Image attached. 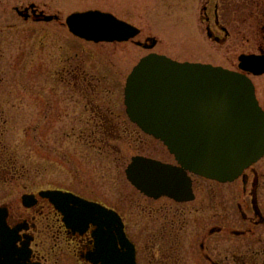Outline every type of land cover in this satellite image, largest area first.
I'll use <instances>...</instances> for the list:
<instances>
[{"label": "rangeland", "instance_id": "374dc122", "mask_svg": "<svg viewBox=\"0 0 264 264\" xmlns=\"http://www.w3.org/2000/svg\"><path fill=\"white\" fill-rule=\"evenodd\" d=\"M204 3L0 0V171L4 170L0 173V205L10 190L19 196L48 189L101 203L122 216L139 249L140 264H150L162 244V207L172 205L189 212L198 203L150 201L128 182L126 170L135 156L170 164L175 160L164 145L130 123L124 105L126 78L151 53L178 62L232 68L242 53L253 49L252 45L232 48L233 39L229 49L211 43L200 21ZM33 5L58 21H25L19 16L16 9L23 12ZM88 11L113 14L141 30L135 43L150 45L156 39L158 44L150 52L133 42L95 45L77 39L68 31L66 19ZM252 17L245 16L247 39L259 27L258 19ZM6 170L12 171L4 175ZM217 188L220 192L238 189L237 184ZM197 218L186 216L182 223L179 255L183 264H208L199 252L205 227L198 222L201 216ZM246 229L240 222L230 224L227 234L208 241L212 254L218 250L217 258L225 264H240L237 260L242 259L245 246V259H251L252 240L243 243L231 235L232 230ZM54 244L51 239L46 243L50 250ZM62 253L56 251L59 258Z\"/></svg>", "mask_w": 264, "mask_h": 264}, {"label": "water", "instance_id": "95a60500", "mask_svg": "<svg viewBox=\"0 0 264 264\" xmlns=\"http://www.w3.org/2000/svg\"><path fill=\"white\" fill-rule=\"evenodd\" d=\"M39 18L54 20L43 13ZM66 24L74 36L96 44L128 42L141 33L113 15L98 11L73 14ZM150 43L138 45L152 49L157 41L151 39ZM240 62L244 71L264 74V57L243 55ZM125 105L129 119L143 133L161 141L179 165L144 157L132 159L127 178L150 198L166 196L190 202L194 196L189 174L231 183L264 158V111L246 75L150 54L127 81ZM43 195L58 207L66 197L61 192ZM70 197L83 213L84 227L93 224L98 229L99 262L137 264L135 245L127 238L120 215L99 204ZM68 216L70 223H76L80 214L69 212Z\"/></svg>", "mask_w": 264, "mask_h": 264}, {"label": "flooded vegetation", "instance_id": "af4514ba", "mask_svg": "<svg viewBox=\"0 0 264 264\" xmlns=\"http://www.w3.org/2000/svg\"><path fill=\"white\" fill-rule=\"evenodd\" d=\"M27 9L25 8L23 11ZM24 12L23 19L25 21H42L39 18L42 11L38 8ZM246 14L250 17L254 16L252 18L258 19L259 22V27L253 31L252 37L249 39L244 34ZM54 21H58L57 17ZM200 21L205 27L208 40L214 45L225 48L233 39L230 44L232 48L241 50L244 45L253 46V49L248 50L247 53H242L237 58L235 64L230 66L232 68H225L246 75L253 81L259 105L264 111V74L256 76L240 68V58L243 55L264 57V0H205L201 9ZM130 42L136 45L134 40ZM113 44L125 43H112L111 45ZM140 48L147 50L143 46ZM213 65L215 66V64ZM135 127L139 129L137 126ZM104 128L106 126H103ZM110 128L114 127L110 126ZM145 136L157 141L148 135ZM263 162L264 158L231 183H221L192 176L194 198L188 203H180L168 197H162L158 200L145 197L150 201H168L174 205L198 203L189 212L172 205L162 207L164 224L159 237L162 244L157 256L150 258V264H183L179 255L180 235L184 229L182 223L186 216L190 218L194 214L196 220L198 219L197 215L201 216L198 222L205 227L200 236L201 240L198 247L200 255L208 264H225L217 258V255H220L218 250L214 251L215 255L212 254L213 249L208 241L214 239L215 236L227 234V228L229 229L230 224L236 225L237 222L246 225L247 229L245 231L232 230L231 235L241 238L243 243H245V239L252 240L254 249L251 251L252 258L248 260L245 259V252L248 249L245 250L244 246V250L241 249L244 251V254L241 255L242 259L237 261L241 262L240 264H264V164H261ZM11 171L6 170L4 175ZM2 172L4 170L0 171L1 174ZM12 178L15 181V175H12ZM203 184L207 185V188H203ZM234 184H237L238 187L236 191H218V185ZM46 191L61 190L48 189ZM46 191L16 196L10 190L4 203L0 205V264H101L99 262L101 256L99 240L96 236L98 229L93 224L87 228L84 227L83 213L69 195L74 193L62 191L63 196L66 197H64L62 206L58 207L50 198L42 195ZM201 192H204L203 196ZM74 195L80 197L77 194ZM235 208L237 213L235 211V214L231 213L230 209ZM69 212L80 214L78 222L70 223ZM212 223L214 225L210 227ZM125 230L130 241L135 244L128 234L126 223ZM114 235L116 234L114 233ZM50 239L55 242L51 250L46 245ZM135 246L137 264H140L139 249L136 244ZM58 249L59 253H65H62V258L56 254ZM68 257L73 258V260H68Z\"/></svg>", "mask_w": 264, "mask_h": 264}]
</instances>
